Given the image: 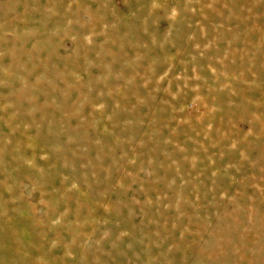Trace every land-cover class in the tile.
Listing matches in <instances>:
<instances>
[{
    "label": "rangeland",
    "instance_id": "obj_1",
    "mask_svg": "<svg viewBox=\"0 0 264 264\" xmlns=\"http://www.w3.org/2000/svg\"><path fill=\"white\" fill-rule=\"evenodd\" d=\"M0 264H264V0H0Z\"/></svg>",
    "mask_w": 264,
    "mask_h": 264
}]
</instances>
